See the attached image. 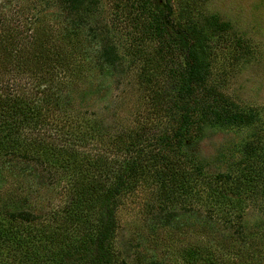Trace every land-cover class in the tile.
<instances>
[{
	"label": "trees",
	"instance_id": "trees-1",
	"mask_svg": "<svg viewBox=\"0 0 264 264\" xmlns=\"http://www.w3.org/2000/svg\"><path fill=\"white\" fill-rule=\"evenodd\" d=\"M164 5L168 12L151 15L165 67L145 77L154 88L164 80L154 94L166 102L172 130L105 141L82 110L105 92V78L119 81L126 68L108 29L95 25L99 0H0V164L18 186L0 209V264H127L116 245L118 211L152 169L165 198L185 195V217L202 218L204 239L181 250L183 264H264V221L248 229L245 220L248 201L264 197L260 141L246 140L241 159L225 172L212 170L218 156L194 165L187 143L203 125L242 130L254 115L207 87V61L195 58L196 45L173 37L171 6ZM176 50L185 52L184 64L172 71ZM44 164L68 177L63 207L53 213L31 202L33 193L53 186V172L36 168ZM161 215L166 222L180 214Z\"/></svg>",
	"mask_w": 264,
	"mask_h": 264
},
{
	"label": "rangeland",
	"instance_id": "rangeland-1",
	"mask_svg": "<svg viewBox=\"0 0 264 264\" xmlns=\"http://www.w3.org/2000/svg\"><path fill=\"white\" fill-rule=\"evenodd\" d=\"M167 1L171 6V34L188 46L196 45L195 58L207 61V87L218 91L228 104L254 115L252 125L242 130L203 125L194 140L187 142L189 153L194 156L192 163L203 164L218 156L219 161L211 166L212 170L228 171L234 160L241 159L240 147L246 140L261 143L259 148L264 156V0ZM165 3L166 0H99L95 25L108 29L126 68L125 77L119 81L105 78V92L82 110L102 127L105 141L113 136L130 139L148 128L153 132L172 130L173 122L163 109L166 102L163 98L156 99L154 94L164 80L161 77L162 86L154 88L147 84L145 77L154 68L165 67L166 54L153 35L151 15L158 8L168 12ZM182 54L185 52L176 50L177 63L170 61L168 69L179 70V62L184 64ZM169 87L172 91L177 89L174 78ZM174 102L171 97L170 105ZM158 149L155 146L152 155ZM161 152L165 154L169 150L163 148ZM42 167L51 170L55 180L50 181L54 182L50 184L53 186L43 187L45 191L41 188L33 193L31 202L47 213L57 212L64 204L60 192L68 177L59 167L49 169L44 164L36 168ZM156 172L152 169L138 187L122 198L116 245L127 264H148L153 259L183 264L181 250L204 239L202 218L185 217L189 199L182 194L165 198L162 178ZM7 173L6 167L0 164L1 210L9 207H4L3 200L17 183ZM48 177L47 173L42 181L47 183ZM248 202L245 220L248 229H252L264 221V197L254 195ZM172 212L180 215L167 220ZM160 213L166 222L156 218Z\"/></svg>",
	"mask_w": 264,
	"mask_h": 264
}]
</instances>
